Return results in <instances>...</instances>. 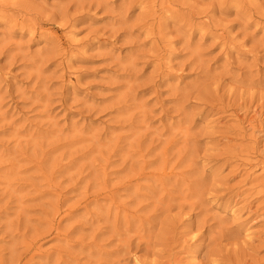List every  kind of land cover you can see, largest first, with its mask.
Instances as JSON below:
<instances>
[{"label":"rangeland","instance_id":"obj_1","mask_svg":"<svg viewBox=\"0 0 264 264\" xmlns=\"http://www.w3.org/2000/svg\"><path fill=\"white\" fill-rule=\"evenodd\" d=\"M0 264H264V0H0Z\"/></svg>","mask_w":264,"mask_h":264}]
</instances>
